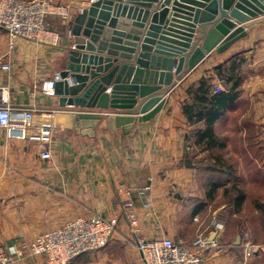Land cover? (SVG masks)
Returning a JSON list of instances; mask_svg holds the SVG:
<instances>
[{"label":"crops","instance_id":"0c3cea01","mask_svg":"<svg viewBox=\"0 0 264 264\" xmlns=\"http://www.w3.org/2000/svg\"><path fill=\"white\" fill-rule=\"evenodd\" d=\"M55 1L72 7L68 20L57 16L48 19L50 27L61 34L57 46L17 38L14 48H11L7 33L0 29V103L6 97L13 109H35L37 121L43 114L50 113L55 122L51 145L53 157L50 160L40 157L37 143L10 137L8 131L0 127V246L10 260L9 264H45L42 255L30 252L29 245L46 231L80 217L93 216L119 219V227L114 234L116 243L75 258L69 264H114L116 246L124 240L134 244L133 239L138 237L159 239L168 236L191 244L199 233H205L218 244L207 250L205 264L257 262L264 254V247L263 251L262 248L261 252L256 251L251 260L246 254V238L231 230L235 223L239 226L242 222V210L235 211L233 198L218 209L221 212L215 215L218 220L216 232L209 231L206 214L217 197L222 198L225 189L236 183L246 165L254 171L247 174L255 175L260 163L254 148L256 143H264V135L257 137L250 134L249 127L251 120L254 125L264 124V16L244 23L248 31L246 36L223 52L208 54L167 95L164 93L167 87L163 85L164 89L150 93L148 96L165 95L166 102L154 117L140 121L143 116L140 108L146 97L137 96L138 102L132 107L86 109L61 107L59 96L42 93V83L54 78L63 68V55L73 46L69 21L81 8L90 4V0ZM121 1L125 4L131 2ZM160 3L161 0L151 2L152 13L156 9L161 10ZM181 6L183 8L180 7L178 16L187 17L189 11L185 8L195 5L186 0ZM164 9L167 13L160 22L163 27H169L175 14L172 1ZM113 12L111 18L114 17ZM152 13L145 27H135L133 22L139 21V14L135 15L129 9L124 13L122 11L116 17L126 20L122 23L123 29H120L124 35L117 36L120 41H112L116 36L113 31L108 48L100 53L96 44L93 54L118 60L114 65L127 63L139 67L137 59L142 52V40ZM175 20L188 22L178 17ZM142 21L144 17L139 22ZM119 24L118 21L115 28ZM174 24L182 26V23ZM199 26L198 22L196 30ZM132 28L142 31L133 32ZM128 34H132L131 39ZM128 43L134 44L135 50L130 58L122 56L126 52L123 49L118 54H108L111 44L125 48L131 46ZM150 46L152 49L149 52L153 54L158 43ZM236 53L246 59L242 66L244 81L239 87L240 95L215 125L217 135L226 144L223 150L217 151L223 153L226 159H229L230 152L236 151L237 168L231 164L235 169L231 176L225 171L198 167L196 160L203 162L208 150L196 142L193 134L196 126L188 121L183 105L191 101L189 89L203 77L212 75L216 89L219 85L225 89L215 67ZM143 60L147 59L143 57ZM5 62L10 63L9 70L2 68ZM160 67L163 68V65ZM153 70L151 64L146 66L142 86L149 84L151 73H148ZM112 85L113 81L106 93H111ZM84 110H92L100 117L77 122L75 116ZM206 173H217L234 182L220 185L215 181L219 193L216 192L215 198L210 199L209 174ZM127 201L134 204L133 211L137 216L135 226L131 225L126 213ZM126 248L132 252L128 246ZM138 257L136 264H144Z\"/></svg>","mask_w":264,"mask_h":264},{"label":"water","instance_id":"95a60500","mask_svg":"<svg viewBox=\"0 0 264 264\" xmlns=\"http://www.w3.org/2000/svg\"><path fill=\"white\" fill-rule=\"evenodd\" d=\"M153 1L160 0L143 2L131 0L126 4L121 0H93L69 21L70 34L74 37L73 46L63 55L64 66L59 71V79L54 82V94L59 96L61 107L79 106L86 109L132 107L138 102L137 96H140L146 97V100L140 108L143 116L139 120H148L162 109L166 102L165 95L186 73L197 67L208 54L213 51L223 52L246 36L248 31L244 23L264 16V0H188L195 6L185 8L189 11L186 13L187 17L178 16L180 7L183 8L181 3L186 0H161L159 7L161 10L156 9L152 13ZM171 1L175 14L172 23L168 24L169 27H163L161 22L167 13L164 8ZM128 9L134 11L135 15L139 14V21L144 17L142 22H133L135 27H145L152 13L142 40V52L137 59L139 67L127 63L114 65L118 60L93 54L97 49L96 44L100 53L108 48L113 31L116 36L112 41H120L117 36L124 35L120 29H123L122 23L126 20L123 18L118 20L116 17ZM177 17L188 22H178L175 20ZM118 21L121 24L115 28ZM198 22L200 26L196 30ZM174 23H182V26ZM138 29L132 28L131 31H142ZM163 29L164 36L160 37ZM131 35L128 34L129 39ZM154 43H158V46L151 54L150 44ZM128 45L131 46L124 48L118 44H111L108 54H118L119 50L123 49L126 52L125 54L123 52L122 56L130 58L135 50L134 44ZM143 57L147 60H143ZM148 64H151L154 70L148 73L149 75L151 73V78H148L147 82L149 84L142 86ZM155 64L157 67H154ZM112 81V91L108 94L105 91ZM162 85L167 87L164 96L162 94L148 96L152 92L164 89ZM98 117L100 116H96L92 110L79 111L75 116L77 122Z\"/></svg>","mask_w":264,"mask_h":264},{"label":"built area","instance_id":"2783aa9c","mask_svg":"<svg viewBox=\"0 0 264 264\" xmlns=\"http://www.w3.org/2000/svg\"><path fill=\"white\" fill-rule=\"evenodd\" d=\"M71 11L69 4L55 0H0V29L7 33L11 48H14L17 38L57 46L61 34L50 27L48 19L57 16L68 20ZM2 68L9 70L11 65L5 62ZM58 79L59 72L54 78L45 80L41 85L42 93L55 95L54 82ZM216 90H223V87L219 85ZM51 116L50 113L43 114L41 120L37 121L35 109L15 110L6 97L0 103V127L5 128L10 137L37 143L39 155L45 160L53 157L51 145L55 122ZM133 206L132 201L125 203L130 223L135 226L137 216ZM118 227L117 217H80L44 232L29 245V250L32 254L42 255L45 264H69L78 256L99 250L108 244ZM136 242L145 264H205L207 250L218 246L205 233H199L191 244L168 236L159 239L138 237ZM246 249L248 255L258 251L251 241L246 242ZM9 263L10 260L0 246V264Z\"/></svg>","mask_w":264,"mask_h":264},{"label":"trees","instance_id":"16d2710c","mask_svg":"<svg viewBox=\"0 0 264 264\" xmlns=\"http://www.w3.org/2000/svg\"><path fill=\"white\" fill-rule=\"evenodd\" d=\"M244 63L245 59L240 53H236L224 63L217 65L215 72L218 78L224 82L225 89L216 90L217 85L212 75L203 77L189 89L191 101H186L183 105L188 121L196 126L193 130L196 142L208 150V154L203 159V162L208 164H204L203 167L210 171H225L231 176L235 169L227 162L224 154L217 151V149L223 150L226 144L217 135L215 125L240 95L239 87L244 81L242 74ZM217 189V183L211 181L210 199L215 198ZM231 193H234L235 211H241L247 197L246 193L237 183H233L225 189L226 195Z\"/></svg>","mask_w":264,"mask_h":264},{"label":"rangeland","instance_id":"374dc122","mask_svg":"<svg viewBox=\"0 0 264 264\" xmlns=\"http://www.w3.org/2000/svg\"><path fill=\"white\" fill-rule=\"evenodd\" d=\"M250 123H251V126L249 127L250 134H253L254 136H257V137L264 135V124L259 123L257 125H254L252 120ZM254 150L257 152L258 159H260V163L258 164V167H256V174L252 175L251 173V175H248L247 172L249 171L254 172V171L252 168H249L246 165V167L243 168L242 170V175L238 179L235 180V182L247 194V200L241 212L240 219L242 222L239 224V226H237V223H235L234 227H232L231 230L234 233L237 232L239 235L246 238V242L251 241V243H253V245L256 246V249L258 250V252L259 251L261 252V248L263 251V247H264V143L262 142L256 143V147L254 148ZM229 154L230 155H229V159H227L228 160L227 162H229L230 164L233 163L237 168L236 151L234 150V152H230ZM196 163L198 167H202L204 166V164H208V163H204L202 161H197V160H196ZM207 174H209L207 178V182L209 183L208 188L210 187L211 181H217L220 183V185L224 182L225 184H229V185L232 182H234L233 179L228 181L226 176H222L217 173H214V174L206 173V175ZM217 193H219V191H217ZM233 196H234V193H231L228 195L225 194L222 198L217 197L218 200L216 199L215 200L216 202L214 201V204L208 207L206 219H208L207 223L208 225H210L209 231L216 232L215 224L218 220L215 219V215L220 214L219 212L221 211L218 210L220 209V206L223 203L230 202ZM227 225L230 228V223ZM114 238L115 237L113 236L111 241L99 250H103L109 247L112 243H116L114 242L116 238L115 239ZM136 239H133L135 240L133 241L134 244H130L127 240H124L122 241V243L116 246L117 250L115 251V256H114L115 263L114 264H128L130 262L133 264H136L138 263L137 258H136L138 256L141 258L142 262L144 263L141 253L137 247ZM127 246L130 248L129 250H131L132 252L126 250ZM99 250H96V251H99ZM82 255L87 256V253L82 254ZM82 255L78 256L77 258L83 257ZM253 255L254 254H251V255L247 254V256L251 258V260H253L254 258ZM261 255L262 257H260L257 262L253 261V263L251 264H264V254L262 253Z\"/></svg>","mask_w":264,"mask_h":264}]
</instances>
